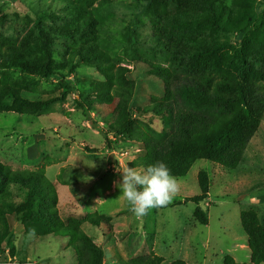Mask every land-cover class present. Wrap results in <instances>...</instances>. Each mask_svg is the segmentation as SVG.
<instances>
[{
    "label": "rangeland",
    "instance_id": "1",
    "mask_svg": "<svg viewBox=\"0 0 264 264\" xmlns=\"http://www.w3.org/2000/svg\"><path fill=\"white\" fill-rule=\"evenodd\" d=\"M106 1L107 17L97 38L115 65L128 68V79L136 82V105L131 111L150 103L151 88L140 79V70L133 63L139 58L168 64L175 55L213 76L262 82L263 0H216L231 23H246L243 33H226L210 24L197 26L196 18L211 17L212 11L188 0L145 10L132 0ZM134 15L140 18L139 37L130 47L123 33ZM249 15L253 20L247 21ZM71 20L73 13L63 1L0 0V44L24 42L31 48L27 54L36 56L38 50L32 44L40 41L42 29L52 37L50 47L57 65L51 68L64 75V79L58 75L45 78L0 57V79L41 110L33 114L0 110V162L15 170L42 169L55 188L58 214L64 223L94 212L110 216L111 227L81 225L102 249L103 264H116L117 254L130 259L151 252L164 263L180 259L186 264H223L225 255L249 262L247 240L264 228V114L253 115L242 108L239 121L245 125L246 138L237 167H224L210 159L213 152L204 153L185 174L173 175L177 193L167 206L136 217L116 184L123 169H129L127 164L139 162L145 150L125 135L108 134L107 147L100 130H107V122L113 120L118 99L81 101L104 93L103 77L94 66L95 56L84 61L75 57L81 41L71 32ZM240 47L244 48L241 61L235 53ZM71 62L80 63L74 72L69 71ZM64 80L69 81L70 89ZM134 116L161 128L160 121L149 114ZM133 169L143 167L137 163ZM200 196L198 204L187 200ZM198 205L207 224L194 218ZM25 206L28 213L24 216H8L15 250L9 256L3 243L0 264H79L70 237L45 230L40 208L32 199Z\"/></svg>",
    "mask_w": 264,
    "mask_h": 264
},
{
    "label": "trees",
    "instance_id": "2",
    "mask_svg": "<svg viewBox=\"0 0 264 264\" xmlns=\"http://www.w3.org/2000/svg\"><path fill=\"white\" fill-rule=\"evenodd\" d=\"M66 2L70 13L71 32L80 38V46L74 50L75 57L81 61L94 59L100 75L103 77L104 93L93 97L81 98L92 101H112L117 98L113 111L114 118L107 122V130H100L109 147L108 134L125 135L130 141L142 144L145 156L139 162L128 163L131 169L137 163L143 168L156 161H163L172 175H183L194 160L200 155L213 152L210 159L220 162L224 167L235 168L243 156V144L246 128L240 123L242 108L246 107L250 114H264V76L262 82H252L242 78L231 79L213 76L205 68L190 66L188 62L172 57L168 64L153 62L139 58L133 63L140 70V79L151 88L148 105L131 111L136 105V82L128 79L130 70L124 66H116L107 52L102 50L103 44L97 33L103 28L107 17L106 0H53ZM136 6L145 10L157 6H170L179 0H132ZM194 6L210 8L211 17L200 15L194 21L215 25L218 29L230 33H243L246 23L235 25L224 14L221 4L216 0H188ZM264 1V0H263ZM248 20H253L248 16ZM248 23V22H247ZM140 18L134 15L130 26L123 33L125 43L130 47L138 42ZM40 41L32 44L38 50L36 56H29L30 46L24 42L18 44H0V57L8 60L13 66L28 73H37L45 78L56 75L64 79V75L54 69L56 64L54 51L50 47L52 37L42 29ZM238 59L243 60L244 48L235 50ZM174 54V53H173ZM172 54V55H173ZM181 58V54L177 53ZM78 64L70 63L69 71L74 72ZM127 73V76H126ZM67 89L70 83L63 82ZM78 101V100H77ZM0 110H14L20 113H40L41 110L33 102L15 92V88L0 79ZM82 111H86L83 108ZM149 114L151 119L160 121L157 130L144 124L135 116ZM203 196L187 198L198 204ZM32 199L40 208L44 229L57 235L69 236L77 254L79 264H103V251L81 228L83 223L92 226L107 225L111 227L112 218L105 214L90 213L83 219H71L64 223L58 214V196L53 184L45 177L42 169L15 170L0 162V246L5 243L9 256L14 255V235L8 216L19 217L27 212L28 200ZM194 218L200 224H207V216L198 205ZM25 230H28L25 227ZM250 252L249 262H237L231 255L223 257V264H264V228H259L248 240ZM116 264H186L177 259L164 263L161 256L154 253L139 255L125 259L117 254ZM17 264H26L19 262Z\"/></svg>",
    "mask_w": 264,
    "mask_h": 264
},
{
    "label": "clouds",
    "instance_id": "3",
    "mask_svg": "<svg viewBox=\"0 0 264 264\" xmlns=\"http://www.w3.org/2000/svg\"><path fill=\"white\" fill-rule=\"evenodd\" d=\"M116 187L136 217L145 216L154 208L167 206L177 193L176 178L163 161L148 164L139 171L123 169L121 181Z\"/></svg>",
    "mask_w": 264,
    "mask_h": 264
}]
</instances>
